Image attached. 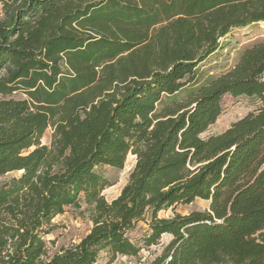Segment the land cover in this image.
Wrapping results in <instances>:
<instances>
[{"label": "trees", "instance_id": "1", "mask_svg": "<svg viewBox=\"0 0 264 264\" xmlns=\"http://www.w3.org/2000/svg\"><path fill=\"white\" fill-rule=\"evenodd\" d=\"M0 264H98L173 239L151 264H264V40L195 83L234 30L264 23V0H0ZM22 94L24 99L13 95ZM258 108L202 138L225 96ZM51 129L49 145H42ZM136 157L120 196L97 170ZM206 211L158 218L174 205ZM92 227L51 252L66 209Z\"/></svg>", "mask_w": 264, "mask_h": 264}, {"label": "rangeland", "instance_id": "2", "mask_svg": "<svg viewBox=\"0 0 264 264\" xmlns=\"http://www.w3.org/2000/svg\"><path fill=\"white\" fill-rule=\"evenodd\" d=\"M2 18V5L0 3V19ZM264 40V23L254 24L247 28L234 30L227 39L223 40V48L211 56L197 71L195 83H202L208 77H217L231 69L238 60L240 51L252 42ZM15 99H24L22 94L13 95ZM259 103L244 96L232 97L227 95L222 100L223 112L219 119L203 135L207 138L217 135L227 130L234 122L255 111ZM52 130L48 129L42 140V145H49L51 142ZM136 163V157L129 155L125 167L121 170L110 167H99L97 170L112 184L103 192V196L110 203L118 198L128 182L129 174ZM22 172H15L0 178L3 184L14 177H19ZM209 202L197 199L190 205H174L169 209L159 212L158 218H172L175 215L186 216L191 212H203L209 208ZM80 209L68 208L52 221V232L46 237L51 252H55L63 246L78 242L84 237L92 227L89 219L90 208L81 200ZM149 232V220L138 223L135 231L130 235L141 251L137 257L118 256L114 261L110 260L107 253H102L98 264H151L160 256L165 247L171 242L173 237L165 234L161 237L157 245L147 247L144 245V237Z\"/></svg>", "mask_w": 264, "mask_h": 264}, {"label": "crops", "instance_id": "3", "mask_svg": "<svg viewBox=\"0 0 264 264\" xmlns=\"http://www.w3.org/2000/svg\"><path fill=\"white\" fill-rule=\"evenodd\" d=\"M121 257H123V256H121Z\"/></svg>", "mask_w": 264, "mask_h": 264}]
</instances>
